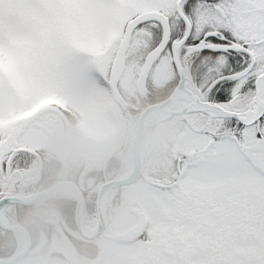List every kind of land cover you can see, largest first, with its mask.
<instances>
[{"label":"rangeland","instance_id":"1","mask_svg":"<svg viewBox=\"0 0 264 264\" xmlns=\"http://www.w3.org/2000/svg\"><path fill=\"white\" fill-rule=\"evenodd\" d=\"M39 4L42 13L19 0L0 2V192H4L0 197L29 196L41 188L42 184L18 186L19 177L12 174V169L19 167L33 176L38 166L34 156L18 154L14 164L4 169L8 155L19 144L40 150L47 161L61 162L58 174L75 180L82 190L95 196L102 183L96 174L108 162L115 163L112 173L122 176L132 171L131 135L136 136V121L149 81L163 85L162 92L175 84L165 69L154 66L147 79L142 71L134 72L135 62L130 61L122 79L123 102H117L105 85L106 68L126 17L146 7L141 0H39ZM143 31L137 32L136 40L143 38ZM64 45L74 54L68 63L58 57ZM141 67L139 63L137 70ZM183 96L185 99L174 100L171 108L188 102L185 92ZM52 99L63 101L64 111L50 103ZM184 116L188 120L189 112L172 115L144 131L141 175L132 183L113 188L107 197L104 215L116 232L127 233L138 223L141 211L148 219L157 218L155 189L187 128ZM74 194L63 188L55 195L75 198ZM13 210L11 205L6 208L8 220L6 213ZM81 218H85V227L97 226L94 206L82 211ZM70 232L77 240L76 231ZM16 242L15 250L23 249L25 239L16 236ZM44 242L37 235L36 248ZM110 245L118 256L126 249L145 246L116 240ZM28 256L20 264H55L34 251ZM117 262L131 264L132 260L117 257Z\"/></svg>","mask_w":264,"mask_h":264},{"label":"snow or ice","instance_id":"2","mask_svg":"<svg viewBox=\"0 0 264 264\" xmlns=\"http://www.w3.org/2000/svg\"><path fill=\"white\" fill-rule=\"evenodd\" d=\"M141 3L156 9L142 33L155 67L191 107L135 264H264V0ZM58 57L71 62V47Z\"/></svg>","mask_w":264,"mask_h":264},{"label":"flooded vegetation","instance_id":"3","mask_svg":"<svg viewBox=\"0 0 264 264\" xmlns=\"http://www.w3.org/2000/svg\"><path fill=\"white\" fill-rule=\"evenodd\" d=\"M150 10H156V9L149 8V7H142L139 10H136L135 12H133L132 14H130L129 16L126 17L123 33L117 42V45H116L114 54L112 56V59H111L110 63H108L107 68H106V81L104 80V82H105V85L107 86L109 92L112 93V95H113V91L109 85V75H110L112 63H113L114 58L116 56V52L118 50V47H119L121 40H122V37L124 35L126 25H127L128 21L130 19H132L133 17L137 16L138 14H140L142 12L150 11ZM145 28H146V24L144 22V23L138 25L132 32L131 41H130L129 47L126 51V54H125L124 71H123V74H122V76L118 82V88H119L120 92L122 89L123 76H124L126 70L128 68L130 69V66H129L130 61L135 62V65H134L135 71L134 72L139 73L142 71L141 74H143V76L147 79L151 76L152 69L155 66V60L152 63H149V60H150V57H151L153 51L149 50L147 42L143 38L139 39V40L135 39L137 32H140L143 29L145 30ZM145 47H146V49H145ZM139 63H142L141 70H137V66ZM177 86L178 85H174L170 91L166 90L165 92H162L164 89L163 85L160 86L156 83L154 84V83L149 81V87H147L146 92L144 93V99H143L144 101H143L141 111L151 104H155V103H158V102H161V101L167 99L173 93V91L175 90V88ZM182 91L185 92L184 90H182ZM113 97H114V95H113ZM179 98L185 99L183 96H181ZM179 98L177 97V98H175V100H177ZM124 99H125V97L123 96V99L121 101H117V102H123ZM50 103L54 104L55 107L58 106L57 108L59 109V111L60 110L64 111L62 109L63 108V101L61 102V101H57V100L52 99V101H50ZM185 103H188V102H185ZM184 119L188 123V120L185 116H184ZM23 146L31 147V146L25 145V144H19V145L15 146L12 149L11 153L7 157L8 160H6V162H5L4 169H6V170L9 169V165L11 162L14 164V158L17 157L18 154H20V155L26 154L29 157L34 156L38 161V166H37L36 171H33V173H32L33 176H31V177L28 176L29 174L21 172V169L19 167L13 168L12 174H16L19 177L18 182H17L18 186L19 185L20 186L27 185L29 183L34 184V185L42 184L41 185L42 188H40V190H42V189L52 185L53 183H55L57 181H60V180L75 181L73 179L67 178V176H64V174H58L59 170L63 168V164H61V162L56 161V160L47 161L45 159V157L43 156V154L40 152V150L34 148L41 155V158L43 160L42 171H41V173H39V158L37 157V155H35L34 153H32L28 150L19 149L20 147H23ZM31 148H33V147H31ZM52 158L57 159L55 156L54 157L52 156ZM46 161L49 165V166L47 165V167H45ZM105 181H106V179L103 180L102 183ZM56 192H58V191H56ZM56 192H55V194H56ZM82 192L84 195L82 211H85L87 209V207H86L87 206V199L89 198V196L91 194L89 195L88 190H82ZM1 193H4V192H0V195H1ZM97 194H98V191L95 194V196L91 195L92 199L94 200L95 210H96ZM65 199L66 198H64V197L58 196V200H60V201H63ZM75 206H76V203H75ZM54 213L49 209V214L45 217V218H47L46 223L48 224V227L45 231H41V230L38 231L35 229L34 233H32L28 229L30 236H31L32 244H31L29 253L22 260H20L17 264H20L23 260H25L27 258V256L33 251L36 252V254H38L41 259H45L48 263L50 261H54L55 264H118L117 257H120V258L124 257L127 260H132L131 264H135V261L138 259L139 254H140L143 247H137V248L135 247V248L126 249L125 251H123L121 253L122 256H120V255L118 256L114 252H112V250L110 248V247H112L110 245L111 240L121 241V242H125L127 244H131V243L133 244L135 242H141L142 245L143 244L146 245L147 243H149L150 239L154 237L155 232H156V227H157V218L154 221V220L148 219L145 215V229H144L143 233L135 239H130L129 238V231L130 230L127 233L116 232L115 226H111V220L109 218L105 217L106 226H105L104 230L95 238H87V237L83 236L77 229L76 222H75V209H74V218H73L74 225H72V227H70V228L67 225L68 223L66 221V218H64L59 212H56L55 214ZM96 214H97V212H96ZM81 219H82V222L84 224L85 218H81ZM96 220L98 222V218H96ZM137 224H133L128 229H132ZM70 230L76 231L77 240H75V238L72 237ZM13 235L16 238L17 235L14 233H13ZM37 235H40V238L45 240V242L41 247L36 248L35 238H37ZM86 241H89L90 244H87ZM67 242H68V244H67ZM19 250H22V249L17 248L15 253L19 252ZM13 255H11V256H13Z\"/></svg>","mask_w":264,"mask_h":264},{"label":"water","instance_id":"4","mask_svg":"<svg viewBox=\"0 0 264 264\" xmlns=\"http://www.w3.org/2000/svg\"><path fill=\"white\" fill-rule=\"evenodd\" d=\"M154 14H156V10L142 12L138 14L137 16L133 17L132 19H130L126 25L124 35L122 37L121 43L116 52V56L112 63L110 75H109V85L113 91L114 98L117 101H121L123 99V96L118 88V82L124 71L125 54H126V51L131 41L132 32L138 25L146 22L147 17L152 16ZM156 56H157V53L153 51L150 57L149 63H152L155 60ZM179 89L181 88L177 86L175 90L173 91V93L167 99L161 102L155 103V104H151L140 112L137 118V121H136V136L134 138L131 135L132 140L130 142V154H131V159L133 163V167H132L133 173L130 176H127V174L122 175L118 178L107 180L101 184L98 194H97V198H96V211H97L98 222L93 232L91 233L87 232L82 223L81 212L83 208L84 195H83L81 188L75 181L60 180L48 186L47 188L37 193H34L32 195H29V196L5 195L3 197H0V227L20 237H24L25 239L24 248L20 250L19 252H17L12 257H9V258L0 257V264H17L20 260H22L29 253V250L32 244L30 233L24 225L20 223L11 224L7 222V219L4 215V211L6 207L11 204L32 205L38 202L39 200L44 199L45 197H47L54 191H58L62 188H65L66 185L72 186V188L74 189L75 196H76L75 222H76L78 231L87 238L97 237L104 230L106 226L105 215H104L103 209L101 208V198H102L103 192L107 189L110 191L117 186L132 183L141 175L142 170L138 169V164L136 162V154L140 150L141 138L146 128L174 114H183V113L189 112V109L191 107L190 100L188 103H185L183 106H181L178 109L171 108L170 106L172 102L175 100L176 98L175 96L177 92L179 91ZM187 99H189L188 96H187ZM159 108H166L170 111V113L166 116H162L161 118L155 121L148 122L147 124L142 126L141 122H142L143 117L147 113L155 109H159ZM19 149H25L37 155V157L39 158V173H41L42 167H43V160L41 158V155L35 149L31 147L23 146V147H20ZM144 229H145V214L144 212H140L139 222L135 227L130 229L129 238L135 239L139 237L143 233Z\"/></svg>","mask_w":264,"mask_h":264},{"label":"trees","instance_id":"5","mask_svg":"<svg viewBox=\"0 0 264 264\" xmlns=\"http://www.w3.org/2000/svg\"><path fill=\"white\" fill-rule=\"evenodd\" d=\"M48 163L46 161L45 167ZM115 165L113 162L102 168L96 175L102 182L105 179L116 178L120 176L117 172L112 173V167ZM49 166V165H48ZM8 170V169H7ZM96 183V182H95ZM42 188V186H41ZM57 199V200H56ZM75 198H66L63 201L58 200V196L52 194L45 199L38 201L32 205H21L13 204V213H6V216L13 223H21L25 225L30 232L34 233V230L45 231L48 227L46 223V216L49 214V209L54 213L59 212L64 218H66L68 227L74 225V209H75ZM94 206V200L91 195L87 199V209ZM38 210V213H31L33 210ZM54 213V214H55ZM90 244L89 241H86ZM16 238L13 233L0 227V257H9L15 253L16 249Z\"/></svg>","mask_w":264,"mask_h":264},{"label":"bare ground","instance_id":"6","mask_svg":"<svg viewBox=\"0 0 264 264\" xmlns=\"http://www.w3.org/2000/svg\"><path fill=\"white\" fill-rule=\"evenodd\" d=\"M184 95V92L179 89V91L177 92L176 94V98L178 97H181ZM170 113V111L166 108H159V109H155L149 113H147L143 119H142V122H141V125L144 126L145 124H147L148 122H151V121H155L157 119H159L160 117L162 116H166ZM136 162L138 164V169L139 170H142V159H141V152L140 150L137 152L136 154ZM133 173V171H131L130 173L127 174V176H130L131 174ZM65 188L69 189L71 192H74V189L72 188V186L70 185H66ZM109 190H105L102 194V198H101V208L103 209V212H104V209L106 207V201H107V197L109 195ZM85 230L87 232H93L95 230V228H91V227H85ZM23 238V237H22Z\"/></svg>","mask_w":264,"mask_h":264}]
</instances>
